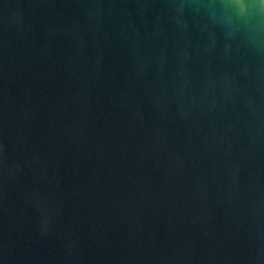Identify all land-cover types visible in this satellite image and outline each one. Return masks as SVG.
<instances>
[{
	"label": "water",
	"instance_id": "obj_1",
	"mask_svg": "<svg viewBox=\"0 0 264 264\" xmlns=\"http://www.w3.org/2000/svg\"><path fill=\"white\" fill-rule=\"evenodd\" d=\"M0 264H264V0H0Z\"/></svg>",
	"mask_w": 264,
	"mask_h": 264
}]
</instances>
